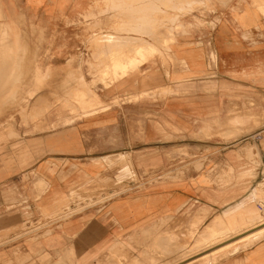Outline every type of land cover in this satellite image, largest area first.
Instances as JSON below:
<instances>
[{"label": "crops", "instance_id": "0c3cea01", "mask_svg": "<svg viewBox=\"0 0 264 264\" xmlns=\"http://www.w3.org/2000/svg\"><path fill=\"white\" fill-rule=\"evenodd\" d=\"M258 1L195 6L186 12L190 21L180 15L184 30L166 50L160 35L167 36L172 12L157 16L164 20L157 43L140 39L160 49L158 55L104 85L107 56L122 50V39L139 38L123 30L134 25L129 11L140 4L0 0V124L12 118L17 135L0 152V233L81 209L39 230L37 241L10 235L0 248H20L22 257L10 259L7 249L0 263L154 261L156 223L164 220L157 226L160 239L175 238L185 249L157 264H264L259 234L197 245L218 219L236 225L261 208L256 189L264 186V15ZM95 98L101 106L90 110ZM248 151L261 165L254 177L241 179ZM126 159L133 172L179 175L134 185L109 200L105 192L74 198L80 190L116 182ZM197 247L202 250L174 261Z\"/></svg>", "mask_w": 264, "mask_h": 264}, {"label": "rangeland", "instance_id": "374dc122", "mask_svg": "<svg viewBox=\"0 0 264 264\" xmlns=\"http://www.w3.org/2000/svg\"><path fill=\"white\" fill-rule=\"evenodd\" d=\"M147 1H151V3L155 6L154 7L155 12H154V10H152L149 7V4H145L148 7L144 6V5H141L142 6L141 8L139 7L136 9L133 7L129 11V13H131V18H132V21L134 22V25H131L130 27L128 26L129 28L126 27L123 30V32H130V33H133L135 35H138L139 38L133 39V40L122 39L123 47L129 46V49H125L122 47V50L120 52L113 53V54L109 55V56L115 55V56H118L119 58L124 57L123 61H122V66L124 67L123 70L126 71L128 74L130 72L129 69L127 70L128 66L131 67L133 69V71H135L141 64H143V62H141V58L143 56L148 55V51H147L148 48L153 47V48L158 49L154 45L149 44V43L145 42L144 40L140 39V38H143L146 36V37L151 38L154 41V43H155V41L157 43V41H158L157 29L160 27L161 28L164 27V22H162L164 20L161 19V20L155 21L156 23L154 22L155 32H154L152 25H150L151 28H149L147 33H146V29H144L145 26H148L147 21H149V19L151 20V17L153 15L157 18V16H164V15H166V13L171 11L172 12L171 17L168 20L170 25H171V28L169 29L167 35H169V33H171V32H173L174 34H178L179 32H183V30H184V29H182V25L184 27V24L182 23V25H181L179 22L180 15L184 16L182 21H188V20L190 21L191 20V14L188 15V14H186V12L192 11L195 8V6L207 8L211 5V0H185L184 2H183V0H147ZM215 1H217L219 3V5H221L222 7H226L227 5L230 4V2L232 0H215ZM122 2L124 3V4L122 3L124 7H131L130 4H128L125 0H122ZM191 2H192V4H191ZM256 4L261 6V11H262V14L264 15V0H260V1L256 2ZM147 17H149V19ZM157 22H161V23L158 24ZM28 35H30L32 37L35 36L36 35L35 30L33 28L28 29ZM39 35H41L40 32H39ZM160 37H161V35H160ZM162 37L160 38L161 39L160 49L166 50L168 45L171 44V42H168V38H167L168 36L163 37L165 40ZM109 39H110L109 36L103 37L102 42H104V40L109 41ZM165 41H167V42H165ZM135 49L138 50V53H137V51H135ZM127 57L130 60L126 62ZM131 57H133V59H131ZM133 65H134V67H133ZM135 67H137V68H135ZM32 74H33V72H32ZM110 74H111V70L109 68L105 71V73H103L101 81H102V79L109 77ZM128 74L121 75L120 77L123 78V77L127 76ZM40 82H41V80L39 79V77L34 76L35 85L40 84ZM34 93H35V90L30 91L27 93V96L31 97L34 95ZM96 99L97 98H95V100ZM100 106H101V104L97 107H100ZM91 110H93V109H91ZM38 119H40V118H38ZM9 121L12 122L13 119L10 118V120H6L5 124H0V138H2L0 140V152L4 147L3 146L4 143H8V142L14 143L15 139L17 138L16 132H15L16 126L14 124L10 123ZM32 122L36 123L37 120L34 119ZM256 127H258V125H256ZM256 127H253L251 130H254ZM237 135H238V133H236L235 136H237ZM206 137H208V136L206 135ZM257 138H259V137L256 136L254 138V140H257ZM235 144H237V142ZM249 148L252 149L253 147H249ZM254 148H256V146ZM176 154H178V152H176ZM244 159L246 160L245 167H247L248 170L242 172L238 178H241V179L252 178V177H254V175H253L255 173L254 171L261 164L258 160V157L251 155L250 151L247 152V155L244 156ZM126 160H128V159H126ZM2 161H3V157L0 156V164H2ZM121 168H122V172L114 174V176H115L114 179H116V182L113 181L112 183L107 184L103 188H90V189L80 190L79 192H76L73 194L74 198L76 200L82 199L81 197L91 198L92 196H99L101 192H105L107 194V200H109L110 198H113L119 194L130 192L131 190H133L135 188V187H133L134 185L135 186L137 185L138 188L139 187L142 188L146 183H151L152 181H156L158 178L165 179V178L170 177L172 175H179V174H172V173H159L158 174V173H152V172H147V171L139 172V173L133 172L129 160L123 161ZM243 173H244V175L242 176ZM119 181H123L124 184L123 183H122V185L119 184L118 183ZM130 182H132V183L129 184ZM261 187H264V186L260 185L259 188L256 189V192ZM109 191H112L114 194H112V196L108 195ZM89 206L91 207L92 205H89ZM89 206L86 205V208ZM64 207L67 208L68 206H64ZM80 210L74 211V210L66 209V210L60 212L58 215L56 214V215L51 216L49 214V216H42V218L39 219L37 222H31L30 221L29 224L22 223V224L18 225L17 227H15L14 229H11L10 231H8L6 233H0V246L8 244L7 240L10 237V235H14V239H16V240L23 238V237H29L32 241H37L40 238V236L39 237L36 236L37 233L39 232V230L49 228L51 226V224H54L60 220H64V219L70 217L71 215H73L77 212H80ZM47 222H49V223H47ZM35 223H37V224H35ZM162 224H164V220L156 223V229L154 232L155 233V240H156L155 248H157L159 251L158 253L152 254V256H155V262L150 263L149 261L146 260V256H145L144 259L142 260V264H157V262L164 261L169 256H172V255L177 256L176 253H178L177 251L180 248L177 246L178 242H176V240H175V242L172 243V242L168 241V238L165 239L168 242H164L162 239H160V238H162V231H161V228L160 227L157 228V226L162 225ZM250 231H253V230H250ZM255 238L256 239L264 238V233L257 235ZM114 248H120V246L118 244H116L114 246ZM164 248H165V250H164ZM170 248H173V250H169ZM7 249H11L10 250L11 255H8V257L10 259L13 258L12 256H14L15 258L22 257L21 254L23 253V251L20 250V248H14V249L13 248H0V253H4ZM161 249L164 251H162ZM180 249H185V248H180ZM10 251H9V253H10ZM190 254H192V253L190 252L188 254L186 252L185 254H182L181 256H178L177 258H175L174 261H177L181 258H184ZM137 255H140V253H138ZM225 257H227V256H223L222 258H225ZM129 260L130 259H128V258H123L122 264L129 262ZM216 262L217 261H215L214 263H216ZM0 264H5V263L2 262ZM133 264H140V263L138 261L137 262L134 261Z\"/></svg>", "mask_w": 264, "mask_h": 264}, {"label": "bare ground", "instance_id": "6f19581e", "mask_svg": "<svg viewBox=\"0 0 264 264\" xmlns=\"http://www.w3.org/2000/svg\"><path fill=\"white\" fill-rule=\"evenodd\" d=\"M128 4H130V6L133 7V5H136L135 3H138L140 4V8L142 7L141 5H144V6H147L145 4H149V7L154 10L155 12V6L151 3V1H147V0H125ZM185 0H183L184 2ZM124 4V3H123ZM127 4V5H128ZM137 4V5H138ZM184 4V3H183ZM192 4V2H191ZM195 4V3H194ZM197 4V3H196ZM148 7V6H147ZM131 8V7H130ZM136 9V7H134ZM139 8V7H138ZM132 9V8H131ZM143 9V8H142ZM140 10V9H139ZM144 10V9H143ZM142 10V11H143ZM138 12V11H137ZM147 15V14H146ZM149 16V15H148ZM146 18V17H145ZM149 19V17H147ZM155 21H158V19L153 15L151 17V20L149 19V21H147V24L148 26H145L144 29H146V33L147 31L149 30L150 25H152L153 29H154V32H155V25H154V22ZM163 22V21H162ZM156 23V22H155ZM158 24L161 23V22H157ZM157 25V24H156ZM160 26V25H159ZM35 27V26H34ZM177 28V27H176ZM168 37V42H175L174 41V37H175V34L173 32L169 33V35H167ZM159 37V36H158ZM162 37V36H161ZM160 37V38H161ZM165 37V36H164ZM163 38V37H162ZM166 38V39H167ZM164 39V38H163ZM165 40V39H164ZM167 42V41H165ZM111 43V42H110ZM193 46V45H192ZM108 47V46H107ZM135 51H137L138 53V50L135 49ZM148 55L147 56H143L141 58V62H146L148 58H151V57H156V54L160 51L159 49H156V48H153V47H150L148 48ZM161 54V53H160ZM155 55V56H154ZM158 55V54H157ZM124 58V57H123ZM123 58H119L118 56H115V55H111V56H107V60L105 63L107 64H110L107 69L110 68L111 70V74L109 77L107 78H104L102 79V83L104 85H107V84H110L111 82H113L114 80H117L119 78H121L120 76L121 75H125V74H128L126 71L123 70V66H122V61H123ZM131 59H133V57H131ZM170 59V58H169ZM130 59L127 57L126 59V62L129 61ZM128 64V63H127ZM139 64V63H138ZM132 65V64H131ZM136 65V64H135ZM106 66V65H105ZM134 67V65H133ZM106 68V67H105ZM137 68V67H135ZM129 69V73H131L133 71V69L131 67L128 66L127 70ZM120 71V72H119ZM118 81V80H117ZM77 93V92H76ZM82 93V92H81ZM78 95V94H77ZM80 95V94H79ZM84 93H82L81 96H83ZM72 96V95H71ZM80 96V97H81ZM78 97V96H77ZM26 101V100H25ZM94 103H92V105H90V110L93 109V108H96L97 106H99L101 103L96 99L95 101H93ZM86 106V105H85ZM87 110V109H86ZM99 110V109H98ZM97 110V111H98ZM101 110V109H100ZM88 113V112H87ZM233 124V123H232ZM244 174H242L243 176ZM263 186V185H261ZM256 196H257V202L259 203L258 205H260L261 208L256 209L254 208L253 209V213L251 214H248L247 218L245 220H242L240 222H238L236 225H232V223H228L226 221H223L220 219H215L217 221H215L214 225L212 228L206 230L207 232V236L206 237H202L201 240L198 242L197 245H201V244H214L216 242H218L219 244L220 243H224V244H229V243H225V242H229L228 240H231L235 237H237L238 239H235V240H239V239H244V238H247L249 237L251 234H261V233H264V187H261L257 192H256ZM256 204V203H255ZM257 205V204H256ZM257 205V206H258ZM236 221V220H235ZM250 230H253V231H250ZM205 232V233H206ZM243 234V235H242ZM203 236V235H202ZM168 241H175V238H168ZM217 244V243H216ZM225 245V247H226ZM208 246V245H207ZM224 246V245H223ZM195 247V246H194ZM198 247H201V246H198ZM192 248L190 249L189 251L187 252H191L193 254V252L195 253V251L197 252L199 249L201 248ZM213 247V246H212ZM210 248V247H209ZM208 248V249H209ZM163 249V248H162ZM161 249V250H162ZM220 249V248H219ZM225 248L223 247L222 249L218 250L219 251H223ZM165 250V248H164ZM162 250V251H164ZM202 250V249H201ZM214 251V252H217ZM188 253V254H189ZM185 254V253H184ZM214 254V253H213ZM180 260V259H179ZM134 261H138L140 264H142V262L140 260H134ZM133 261V262H134ZM150 263L152 262H155V260L153 261L152 259L149 260ZM133 264V263H132Z\"/></svg>", "mask_w": 264, "mask_h": 264}]
</instances>
